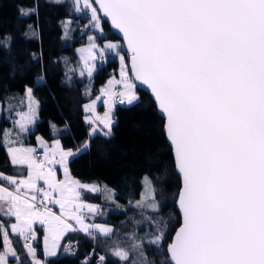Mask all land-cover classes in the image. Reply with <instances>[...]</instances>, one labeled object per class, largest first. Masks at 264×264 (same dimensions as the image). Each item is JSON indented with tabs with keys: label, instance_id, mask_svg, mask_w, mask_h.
<instances>
[{
	"label": "snow or ice",
	"instance_id": "snow-or-ice-1",
	"mask_svg": "<svg viewBox=\"0 0 264 264\" xmlns=\"http://www.w3.org/2000/svg\"><path fill=\"white\" fill-rule=\"evenodd\" d=\"M73 7L88 13L86 28L103 33L107 18L123 37V43L100 46L90 35L87 47L78 49L89 77L95 68L89 61H102L106 51L122 65L120 78L113 77L101 89L106 111L93 122L99 121L109 135L111 104L138 100L135 81L151 89L164 115L181 180L175 200L181 220L171 236L163 220L155 221L157 231L147 242L164 256L160 264H264V0H74ZM124 47L127 58L121 55ZM117 85L122 90H114ZM25 94L29 111L18 113L16 139L5 131L2 141L10 163L21 170L0 172V218L15 219L7 227L0 223V264H10L9 258L21 264L10 233L22 238L32 264H40L29 242L36 238L35 221L48 233L50 255H55L60 235L75 230L66 218L93 239L97 232H113L106 225H86L76 214L84 208L97 212L95 205L82 202L80 190L99 189L71 176V149L64 150L58 140L49 146L37 137L44 150L40 159L36 148L14 146L35 120L38 102L31 88ZM100 99L85 110L95 113ZM55 165L63 169V180L57 179ZM54 206H59V215ZM135 207L159 210L147 177ZM130 239L131 250L113 249L121 264H128L131 251L143 246L134 235ZM99 264H106V257L100 256ZM143 264L156 262L145 256Z\"/></svg>",
	"mask_w": 264,
	"mask_h": 264
},
{
	"label": "trees",
	"instance_id": "trees-1",
	"mask_svg": "<svg viewBox=\"0 0 264 264\" xmlns=\"http://www.w3.org/2000/svg\"><path fill=\"white\" fill-rule=\"evenodd\" d=\"M73 4V0H0V135L6 126L14 124L25 89L31 87L38 100V118L24 141L34 145L37 136L46 141L57 138L63 147L75 151L68 162L71 176L81 182L103 183L114 191L115 201H111L105 196L107 191L81 190L84 199L100 205L96 219L111 224L113 232L108 236L97 234L95 239L82 233L75 235L73 251L63 246L71 237L68 233L58 254L44 258L43 264H85L92 250L88 264H96L98 253L106 257V264H121L112 255L113 249L120 246L131 250L133 235L137 242L143 241V246L133 251L128 264H143L145 256L149 262L160 264L164 256L147 242L157 231L155 221L163 220L166 234L171 236L181 220L175 204L181 183L163 130L164 118L151 95L136 87L138 100L114 106L115 122L109 135L90 132V124L84 120L85 105L117 72L119 59L106 51L103 61H95L96 69L89 77L78 69L76 47L88 41L90 32L95 33L99 44L104 40L121 41L105 20L103 33L86 28L87 12H76ZM121 55L127 58L123 48ZM20 170L10 163L0 140V172L14 175ZM145 176L156 190L158 212L135 207ZM12 220L0 218V223L7 227ZM10 240L21 264H32L23 240L11 233ZM36 246L43 258L40 230Z\"/></svg>",
	"mask_w": 264,
	"mask_h": 264
},
{
	"label": "rangeland",
	"instance_id": "rangeland-1",
	"mask_svg": "<svg viewBox=\"0 0 264 264\" xmlns=\"http://www.w3.org/2000/svg\"><path fill=\"white\" fill-rule=\"evenodd\" d=\"M58 1H60V0H58ZM73 1H74V0H73ZM87 14H88V13H87ZM91 29H92V28H91ZM93 30H94V29H93ZM90 35L95 37V33L90 32V33L87 34V40H88V36H90ZM109 41H110V42H113V43H117V42H118V41H113V40H104L102 44H99L100 42H99L98 40H96V43H97L98 45H100V46H103L104 43L109 42ZM88 43H89V41H87V42H85V43H83V44H81V45H78V46L76 47V53H77V56H78V59H79V62H80V64H78V65H79V66H78V69H79V71H80L81 73H82V71H83V74H85L86 76H89V75L87 74V71L84 70V62H83V60L81 59V56L84 55V54H82L81 52H79L78 49L86 48L87 45H88ZM123 49H124V48H123ZM105 56H106V54H105ZM118 59H119V57H118ZM103 60H104V59H103ZM103 60H102V61H103ZM89 63H90V64H95V61H89ZM95 69H96V65H95V68H94L93 72L95 71ZM121 69H122V65H121V62H120V60H119V65H118V68H117L118 76L116 75V73H112V74L107 78V80L103 83V85H102L101 88H100V92H99V94H98L97 96H100L101 99L98 100V101H96V104H95V113H93L92 111H86V110H85V111H86V114H85L84 120L86 121V117L89 118L86 122L90 124V132H92V133H93V129H94L95 125H97V121L93 122V121H94V117H95V115H98V113H99L97 107H98L100 104H103L104 101H105V99H107L106 96L102 95L101 89H103V88L105 87V85L107 84V82H108L110 79H112L113 77H115L116 79H119V78H120V72H121ZM129 75H130V74H129ZM118 86H119V87H118ZM28 88H31V87H26V89H25V93H26V90H27ZM116 89L120 90V85H117ZM114 90H115V89H114ZM25 93H24V95H23V98L20 100V102H21V103L23 102V104H22V107H20V108L18 109L17 115H16V117H15V121L21 119V117H20V115H18V113H21V112H28V111H29L28 98H27V96H26ZM32 96H33V98L35 99V101L38 102L37 98L34 96L33 93H32ZM97 96H96V97H97ZM137 96H138V94H137ZM96 97H95L93 100H96ZM93 100H91L90 102H88L86 105H90L91 102H92ZM115 101H117V102H115ZM134 102H135V101H134ZM115 103H120V102H119V100L116 99V100H114V103H112V104H113V107H111V108H112V111H111V115H110V118H111V120H112V124L115 122V119L112 117V116H113V109H114V106L116 105ZM104 104H105V103H104ZM120 104L127 105V104H129V103H127V101H125L124 103H120ZM35 108H36V113H35V120H34V122L28 126V131L25 132V133H23V134L19 137L20 143H17L16 145H14L15 147H20L21 144H22L24 147L39 146V145H37L36 143L33 145V144L29 143V142H25V141H24V137L27 136L28 132L32 130V128H33V126H34V124H35V122H36V120H37V118H38V115H37V112H38V104L35 106ZM1 111H2V105H1V103H0V114H1ZM105 111H106V110H105ZM104 113H105V112H104ZM7 115L10 116V113L8 112ZM15 121H14V124H12V125H10V126H6V127L2 130L1 135H0V140H1V142L3 141L5 131H11V132H12V139H16V133L19 131V128H18V126L15 124ZM112 124H111V125H112ZM98 128H99V127H98ZM98 131H100V129H98ZM107 131H108L107 128L104 129V130H101L102 133L107 132ZM55 140H58V139H57V138H53L52 140H49V141H46V142L49 144V146H51L52 143H53V141H55ZM58 141H59V140H58ZM59 142H60V141H59ZM60 145H61V144H60ZM61 146H62V145H61ZM39 147H40V146H39ZM62 148H63L64 150H69V149H71V148H65V147H63V146H62ZM71 150H72V149H71ZM72 152L75 153V151H73V150H72ZM69 158H70V157H69ZM25 167H26V166H25ZM54 168H55V170H56V177H57V179L63 180V179L65 178V177H64L63 169H61L59 165H55ZM68 169H69V167H68ZM61 172H62V175H61ZM69 172H70V171H69ZM72 177H73V176H72ZM145 177H147V176H145ZM145 177H144V180H143V188H142V192L144 191V187H145ZM73 178L76 179V180H78V179L75 178V177H73ZM147 178H148V177H147ZM148 179H149V178H148ZM79 181H80V180H79ZM41 182H43V181H41ZM80 182H81V181H80ZM37 183H38V182H37ZM82 183H84V184H88V185H95L99 190L101 189V190H103V191H107V193L105 192V196H106V198H108V197L110 196V197H111V201H115V200H114V191H113L111 188L106 187L103 183H99V182H97V181H93V182H82ZM152 185H153V184H152ZM42 186H43V185H42ZM99 190H98V191H99ZM142 192H141V193H142ZM29 194H30V193H29ZM140 199H141V195H140ZM140 199H139V200H140ZM139 200H138V201H139ZM82 202H83L84 204H86V205H95V206L97 207V212H95V213H89V212L87 211L86 208L82 209L79 213H76V214H78V215H81V217H82V219L84 220V223H85L86 225H91V224L106 225V226H108V227H110V228L113 229V226H112L111 224L106 223V222H103V221H98V220L96 219V216L99 215L100 212H101V208H100V205H99V204H97V203H95V202H93V201L86 200V199H84L83 197H82ZM54 207H55V209H54V210H55V213H56L57 215H59V214H60V211H61V210L59 209V206H54ZM139 209H141V208H139ZM143 209H148V208H143ZM54 210H53V211H54ZM137 210H138V209H137ZM14 222H15V219L13 218V220L10 222V224H11V223H14ZM66 222L73 224V226H74L73 228H74V229L77 228V229H80V230H81L80 225L77 224L74 220H68V219L66 218ZM10 224H9V225H10ZM33 228L36 230V238H35L34 240H30V244H31L32 248L35 249V253H36L35 258H36V260L40 261V264H43V259H44V258L53 257V256H56V254H58V252H59V248H60V246H61V242H60V241H61V238H62V236H63V234H64L65 232H64L62 235H60V237L58 238L57 246H56L55 249H54L55 255H50V254H48L47 251H46V249H47V245H48V243H50V239H49L48 241H46V237L48 236V233H46V231H45V227L42 226V225L39 223V221H35V222H33ZM38 230L41 231V244H42L43 258L40 257V256L37 254L38 249H37L36 243L38 242ZM69 231L71 232V231H73V230H69ZM85 234H86V233H85ZM98 235H100V234H98ZM20 238H21V237H20ZM21 239H22V238H21ZM24 247H25V246H24ZM25 249H26V248H25ZM26 250H27V249H26ZM132 253H133V251H131V254H132ZM113 256H114V255H113ZM114 257H116V256H114ZM116 258H117V257H116ZM31 259H32V258H31ZM117 259H118V258H117ZM96 260H97V259H96ZM96 260H95V261H96ZM118 260H119V259H118ZM134 260H136V259H134ZM95 263H96V262H95ZM96 264H98V263H96Z\"/></svg>",
	"mask_w": 264,
	"mask_h": 264
},
{
	"label": "crops",
	"instance_id": "crops-1",
	"mask_svg": "<svg viewBox=\"0 0 264 264\" xmlns=\"http://www.w3.org/2000/svg\"><path fill=\"white\" fill-rule=\"evenodd\" d=\"M116 75L118 76V73L116 72ZM117 87V86H116ZM119 87V86H118ZM120 90H122V86H120ZM136 95H137V92H136ZM118 100V99H117ZM115 102H117V101H115ZM112 103H114V101L112 102ZM116 104V103H115ZM21 107V106H20ZM19 107V108H20ZM111 107H113V104H111ZM97 109H98V115L99 116H103L104 115V112H105V110H106V105L103 103V104H100L98 107H97ZM113 117V116H112ZM99 127V128H98ZM98 129H100V131H98ZM104 129H106V128H104V126L102 125V124H100L99 123V121H97V125H95V127H94V129H93V133H102L101 132V130H104ZM37 137H41V136H37ZM37 137H36V144L37 145H39L38 144V142H37ZM44 141H46L43 137H41ZM40 148H42V147H40ZM43 149V148H42ZM40 159H43V156L40 158ZM27 173H25V175H26ZM61 175H62V172H61ZM43 185V182H41V181H38V186H42ZM82 190V189H81ZM80 190V191H81ZM55 209V207H53V210ZM54 212H55V210H54ZM10 224V223H9ZM73 225V224H72ZM9 226V225H8ZM74 227V226H73ZM68 233H71V237H74L75 235H79V234H81V233H85V232H83L82 230H80V229H75V230H73V231H66L64 234H63V236H62V238H61V241L60 242H62V240H63V238L68 234ZM97 234H99L98 232L96 233V235ZM10 259V258H9ZM12 260H13V262H10V264H16V260L15 259H13V258H11Z\"/></svg>",
	"mask_w": 264,
	"mask_h": 264
},
{
	"label": "water",
	"instance_id": "water-1",
	"mask_svg": "<svg viewBox=\"0 0 264 264\" xmlns=\"http://www.w3.org/2000/svg\"><path fill=\"white\" fill-rule=\"evenodd\" d=\"M103 20H105V21L108 23V25L110 26L111 30L116 34V36H117L118 39L121 41V43H123V37H122V35H121L116 29H114V28L111 26L110 21H108L107 18H103ZM123 50H124V51L126 52V54L128 55V53H127V48L124 47ZM127 63H128V71H129V74L131 75V63H130V60H128ZM135 85H136L137 88H139V89H141V90H143V91L149 93V94L151 95V97L154 99V101H155V103H156V105H157V102H156V100H155V98H154V96H153V94H152V92H151V89H149L146 85L142 84V83L139 82V81H135ZM157 109H158L159 114L164 118V115H163V113L159 110L158 106H157ZM163 130H164V132H165V129H164V128H163ZM165 136H166V132H165ZM166 139H167L169 145L171 146V144H170V142H169L167 136H166ZM171 149H172V147H171ZM172 153H173V151H172ZM173 155H174V154H173ZM174 160H175V158H174ZM176 171H177V170H176ZM177 173H178V172H177ZM178 175H179V173H178ZM179 177H180V176H179ZM180 183H181V180H180ZM176 207H177V206H176ZM177 209H178V211H179V213H180V210H179L178 207H177ZM178 227H179V226H178ZM178 227H177V228H178ZM174 234H175V232L173 233V235H174Z\"/></svg>",
	"mask_w": 264,
	"mask_h": 264
},
{
	"label": "built area",
	"instance_id": "built-area-1",
	"mask_svg": "<svg viewBox=\"0 0 264 264\" xmlns=\"http://www.w3.org/2000/svg\"><path fill=\"white\" fill-rule=\"evenodd\" d=\"M105 59V58H104ZM101 61V60H100ZM116 91H119L118 89H115ZM37 149V153L36 155L38 156V158H41L43 155H44V151L41 150L40 148L38 147H35ZM83 236L85 237H92V236H89L85 233H82ZM30 242V241H29ZM76 243H77V239L74 238V237H68L64 240L63 242V246L65 249L67 250H70V251H73L75 248H76ZM92 253H93V250L91 251V253H89L86 257H85V260H89L92 256ZM102 256L101 253H98V256H97V260L95 261L96 263L99 264V257Z\"/></svg>",
	"mask_w": 264,
	"mask_h": 264
}]
</instances>
